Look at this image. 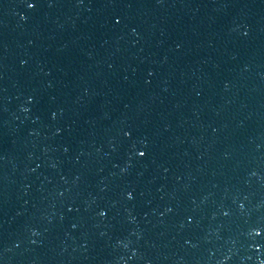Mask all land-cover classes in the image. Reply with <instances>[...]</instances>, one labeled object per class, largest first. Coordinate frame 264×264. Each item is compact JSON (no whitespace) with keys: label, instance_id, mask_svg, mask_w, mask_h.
Masks as SVG:
<instances>
[{"label":"water","instance_id":"water-1","mask_svg":"<svg viewBox=\"0 0 264 264\" xmlns=\"http://www.w3.org/2000/svg\"><path fill=\"white\" fill-rule=\"evenodd\" d=\"M0 264H264V0H0Z\"/></svg>","mask_w":264,"mask_h":264}]
</instances>
